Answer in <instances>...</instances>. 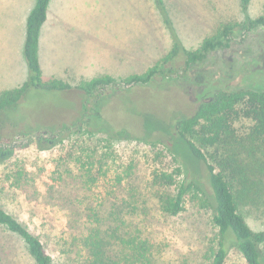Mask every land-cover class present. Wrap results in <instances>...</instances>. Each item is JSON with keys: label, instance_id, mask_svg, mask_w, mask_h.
Listing matches in <instances>:
<instances>
[{"label": "rangeland", "instance_id": "obj_1", "mask_svg": "<svg viewBox=\"0 0 264 264\" xmlns=\"http://www.w3.org/2000/svg\"><path fill=\"white\" fill-rule=\"evenodd\" d=\"M33 2L0 0V91L21 85L27 78L22 46ZM263 6L264 0H251L246 10L238 0H52L40 43L43 78L77 81L142 72L167 54L174 41L196 49L219 23L255 17ZM260 68H264V28L242 29L228 47L212 51L180 75L158 77L130 94L115 95L114 88L106 89L115 96L104 101V126L126 129L132 139L111 140L107 131L87 137L75 129L67 136L68 145L87 142L100 147L110 139L120 162L134 159L135 179L127 189L139 194V202L134 203L139 209L130 219L155 246L161 243L170 264H207L218 230L211 211L198 199L187 198L185 210L177 215L162 213L152 198L158 187L148 184L149 173L153 167L174 171L179 165L182 177L203 183L202 162L175 133L174 122L196 109L208 96L210 85L237 86L245 75ZM84 100L78 89L66 96L35 93L19 106L21 113L14 111L16 106L1 113L0 128L7 131L12 124V130L21 133L22 128L40 123L56 125L75 117ZM60 145L19 151L33 182L23 191L11 190L0 198L4 208L40 235L56 259L61 256L56 238L68 232L67 218L73 219L77 207L90 202L72 149L64 151ZM0 171H6L3 164ZM122 186L116 188V195L126 185ZM247 210L248 224L264 231V197ZM16 246L0 234V264L27 263L19 243ZM224 264H247L234 242Z\"/></svg>", "mask_w": 264, "mask_h": 264}, {"label": "trees", "instance_id": "obj_2", "mask_svg": "<svg viewBox=\"0 0 264 264\" xmlns=\"http://www.w3.org/2000/svg\"><path fill=\"white\" fill-rule=\"evenodd\" d=\"M51 1L34 0L27 15L22 46L27 78L21 85L0 91V114L14 106V111L21 113L19 106L27 104L29 96L35 93L66 96L78 89L85 100L76 105L75 117L60 120L56 125L40 123L31 129L22 128L21 133L12 130V124L7 131L0 128V164L6 170L0 171V198L11 190L23 191L33 182L19 151L61 144V150L72 149L80 182L90 202L78 206L73 219L67 218L68 232L56 238L61 254L58 259L33 228L1 204L0 234L15 247L19 243L26 264H170L163 256L161 243L155 246L130 219L131 213L139 209L134 204L139 202V194L127 189L134 182L136 163L133 158L120 162L111 140L118 136L132 139L133 135L126 129L104 126V101L116 93L137 91L136 88L158 77L180 75L204 61L212 51L228 47L242 29L245 32L264 28V6L259 15L242 22L219 23L196 49L174 41L167 54L142 72L68 81L55 76L43 78L40 43ZM238 1L243 10L251 2ZM179 60L183 65L178 64ZM242 80L234 87L210 85L208 96L196 109L174 122L175 133L202 162L203 183L182 177L179 165L174 171L153 167L149 173L148 184L158 187L152 198L162 213H181L187 198L198 199L201 206L211 211V221L218 233L215 244L209 248L207 264H224L232 242L247 264H264V231L253 229L245 217L249 206L260 203L264 197V68L250 72ZM110 88H114V94L105 92ZM71 131L87 137L107 131L111 140L100 147L87 142L68 145ZM122 185L126 186L116 195V188Z\"/></svg>", "mask_w": 264, "mask_h": 264}]
</instances>
